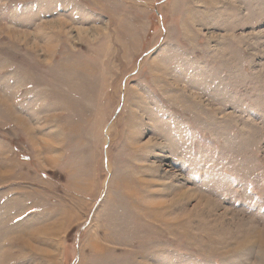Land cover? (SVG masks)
Returning a JSON list of instances; mask_svg holds the SVG:
<instances>
[{
  "label": "rangeland",
  "instance_id": "1",
  "mask_svg": "<svg viewBox=\"0 0 264 264\" xmlns=\"http://www.w3.org/2000/svg\"><path fill=\"white\" fill-rule=\"evenodd\" d=\"M0 264H264V0H0Z\"/></svg>",
  "mask_w": 264,
  "mask_h": 264
}]
</instances>
